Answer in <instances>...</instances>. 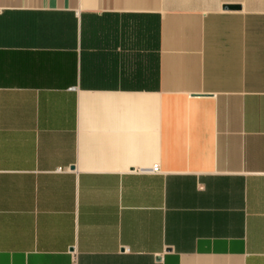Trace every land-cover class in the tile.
<instances>
[{
    "label": "crops",
    "instance_id": "crops-1",
    "mask_svg": "<svg viewBox=\"0 0 264 264\" xmlns=\"http://www.w3.org/2000/svg\"><path fill=\"white\" fill-rule=\"evenodd\" d=\"M0 264H264V0H0Z\"/></svg>",
    "mask_w": 264,
    "mask_h": 264
},
{
    "label": "built area",
    "instance_id": "built-area-1",
    "mask_svg": "<svg viewBox=\"0 0 264 264\" xmlns=\"http://www.w3.org/2000/svg\"><path fill=\"white\" fill-rule=\"evenodd\" d=\"M58 171H63V168H58L57 169ZM152 171L153 172H160V167H159V165L158 164H154V166L152 167Z\"/></svg>",
    "mask_w": 264,
    "mask_h": 264
}]
</instances>
